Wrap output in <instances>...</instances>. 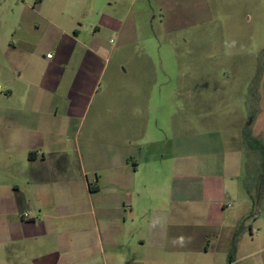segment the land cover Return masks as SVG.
I'll return each mask as SVG.
<instances>
[{
	"label": "rangeland",
	"instance_id": "rangeland-1",
	"mask_svg": "<svg viewBox=\"0 0 264 264\" xmlns=\"http://www.w3.org/2000/svg\"><path fill=\"white\" fill-rule=\"evenodd\" d=\"M116 3L0 0V47L12 40L14 26L19 23L26 32L29 28L39 58L47 60L49 54L56 55L55 39L60 33L44 22L42 15L55 13L56 8L74 15L79 8L77 15L86 29L92 22V10L102 9L106 15L128 13L123 34L127 38L104 32L93 39L84 33L86 40L92 38L91 48L102 47L106 73L79 121L81 133L65 140L63 148L76 151L78 144L81 148L85 144L91 158L97 138L88 135V129L98 115L128 118L129 123L123 125L129 128L127 133L135 136L137 131L140 136L135 141L145 140L150 143L149 150L161 154L155 159L160 172L153 171L154 180L146 192L150 213L131 225L136 241L144 237L146 246L141 249L129 242L130 256L145 264H229L230 257L232 264H264V0ZM1 72L0 119L3 115L25 116L21 96L17 92L14 97L6 96L11 85L5 83L16 78V71ZM141 116L151 123L139 124ZM24 142L14 124L0 120V264H35V259L50 252L70 264L76 259L65 253L77 236H42L47 224L58 231L70 220L39 218L35 224H26L33 220L24 215H34L21 209L23 192L28 191L23 182L29 176L24 170ZM74 158L77 161L76 153ZM238 161L239 168L232 171L230 167ZM179 166L188 173L199 170L204 176L217 172L234 177L233 187H227L230 199L225 202L228 215L236 213L241 218L237 226L226 229L220 238H212L203 228L207 206L186 205L184 227L171 231L166 240L162 228L167 211L174 208L170 200L172 178ZM88 179L93 183L96 177L90 172ZM205 231L210 243L203 238ZM205 244H210L208 251ZM97 254L104 264L100 249Z\"/></svg>",
	"mask_w": 264,
	"mask_h": 264
},
{
	"label": "crops",
	"instance_id": "crops-1",
	"mask_svg": "<svg viewBox=\"0 0 264 264\" xmlns=\"http://www.w3.org/2000/svg\"><path fill=\"white\" fill-rule=\"evenodd\" d=\"M117 1L119 4L120 0ZM78 12L79 8L74 15L56 8L55 13L42 15L43 21L60 33V37L55 39L56 55L52 58H39L36 43L28 33L29 28L26 32L19 23L14 26L12 40L5 41L0 47L4 60L0 63L1 71L17 73L16 78L5 83L11 85L6 96L14 97L17 92L26 113L16 118L3 115L0 119L14 124V130L25 140L24 170L29 172V176L23 182L28 191L23 192L21 209H29L34 215V218L24 215L33 220L27 225L35 224L39 218L71 221L63 223L64 229L58 231L52 224H47L42 235L44 238L63 233L77 236L71 240L72 249L65 253L76 259L68 262L70 264H101L98 249L104 264H145L130 256L128 243H134L141 249L146 246L144 237L140 236L136 241L131 225L150 213L146 192L152 186L153 171L159 169L160 172L155 159L161 154L149 150L150 143L145 140L135 141L140 136L137 131L135 136L127 133L129 128L123 125L129 123L128 118L104 119L98 115L91 119L88 129V135L97 138L91 158L85 144L83 148L78 144L76 151L63 148L65 140L70 141L81 133L79 121L84 119L91 97L106 73L102 47L91 48L92 38L98 39L104 32L115 34L117 38H127L123 34L129 20L128 13L106 15L102 9L99 12L92 10V22L83 29L85 26L79 20ZM84 33H88L91 40H86ZM140 120L139 124L151 123V119L144 116ZM263 126L260 131L257 128L256 136L260 135ZM112 143H115L112 145L114 148H111ZM235 158L239 159L238 156ZM239 165L238 161L230 168L235 171ZM147 170L149 175H146ZM187 171L179 166L178 174L172 178L170 200L174 208L165 215L162 233H167L168 240L171 231L184 227L186 212L183 208L186 205L195 208L204 205L208 213L203 228L212 238H220L226 229L237 226L241 220L236 213L228 215L226 209L225 201L230 199L227 187H233L234 177L217 172L204 176L198 174L199 170L194 171L197 173ZM221 171L225 172V169ZM90 172L96 177L95 184L88 179ZM17 188L21 189V185ZM127 207L129 213L125 212ZM206 231L203 238L210 243ZM21 234L24 235L20 231ZM208 249L210 244H205L204 250ZM55 254L47 253L45 257L35 259V264H67L59 261Z\"/></svg>",
	"mask_w": 264,
	"mask_h": 264
},
{
	"label": "trees",
	"instance_id": "trees-1",
	"mask_svg": "<svg viewBox=\"0 0 264 264\" xmlns=\"http://www.w3.org/2000/svg\"><path fill=\"white\" fill-rule=\"evenodd\" d=\"M249 140V139H248ZM261 148L263 149V152H264V145H261ZM233 263V261H232V259H231V257H230V262H229V264H232Z\"/></svg>",
	"mask_w": 264,
	"mask_h": 264
},
{
	"label": "built area",
	"instance_id": "built-area-1",
	"mask_svg": "<svg viewBox=\"0 0 264 264\" xmlns=\"http://www.w3.org/2000/svg\"><path fill=\"white\" fill-rule=\"evenodd\" d=\"M48 58H52V55L50 54V55H48Z\"/></svg>",
	"mask_w": 264,
	"mask_h": 264
}]
</instances>
